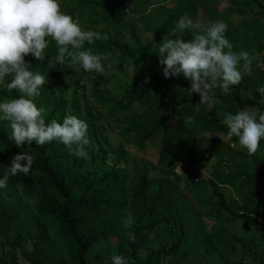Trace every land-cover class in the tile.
I'll use <instances>...</instances> for the list:
<instances>
[{"label": "rangeland", "instance_id": "rangeland-1", "mask_svg": "<svg viewBox=\"0 0 264 264\" xmlns=\"http://www.w3.org/2000/svg\"><path fill=\"white\" fill-rule=\"evenodd\" d=\"M149 1L59 0V4L61 11L70 15L82 30L98 32L101 37L107 35L106 40H117L127 44L131 50L148 47L154 53H157L159 46L153 40V33L144 32L147 37L143 42H135L133 39L134 31L141 33L145 30L141 16L148 15L155 19L160 12L159 6L149 11ZM171 1L175 2V0ZM257 1L264 8V0ZM126 4H131L132 7L127 8ZM209 5L226 15L232 24L245 23L244 25L249 27L250 30L247 34H244V37L249 38L251 34L261 35V45L264 46L262 43L264 41V9L259 8L253 0H212ZM194 22L201 23L205 27L210 23V18L202 4H198ZM192 34L195 37L200 32L192 29ZM48 40L49 44L45 49L46 59L44 61L36 60L31 54L25 57V60L31 66L33 64L38 66L35 73H40L46 77V83L39 89L40 95L34 102L38 108L42 107L46 110L44 117L53 112L52 120L55 119L61 123L66 115H74L86 122L88 125L87 136L90 140L87 147L91 157L90 160L70 154L66 146L50 153V161L57 165L64 182L70 184L71 182H81L86 178H97L112 166H122L124 170L120 175L123 188L113 196V201L118 205L119 228L123 236L127 237L134 225H151L153 230L150 236L154 237L155 240L153 248H157L162 244L169 245L171 241H174L180 234L179 223L181 221L187 237L194 242L199 241L201 243L202 240L216 232H220L222 235L236 236L243 240L242 244L230 243L226 251L217 250L213 245L205 250L203 247L189 246L184 252L166 264H264V223L257 225L236 220L221 209L207 181L212 172L218 168L220 160L226 162L225 166L221 162V171L227 173L233 170L235 173L237 171L235 159H230L229 156L231 152L234 155V151L239 150L246 157L244 166L261 175L259 179L260 187L252 190L251 193L256 201L262 198L259 208L264 211V139L261 140L257 152L248 155L246 151L240 149L239 144H231L226 137L221 139L219 137L222 136L221 134L198 137L196 139L197 149L185 156L174 170V174L169 175L158 165V153L161 146L160 135L146 141L142 150L138 149L133 143V136L123 134L121 129L123 125L118 126L116 124L114 120L116 115H108L113 102L124 100L122 105L124 106L130 99L132 104L128 109H125L122 115H139L145 111L160 113L169 111L166 97L154 94L151 91L143 94L145 84L152 82V77L144 60L141 57L124 59L122 69L119 71L121 60L119 53L112 48H105L99 51L92 50L94 54H111L108 60L102 61L105 67L103 73L85 72L83 69L77 72L75 67L79 66H69L68 61L63 66L57 65L58 68L47 70V58L57 55L55 42L51 38H48ZM106 40L98 39L95 42ZM81 50H87V48L84 47ZM225 51H228V49H225ZM246 52L252 58V64L249 72L244 73L242 71L240 85L242 87L244 85L245 88L242 96L259 102L262 97L257 89L264 86V47L260 49L258 45H254ZM179 77L185 79L183 74ZM6 78L11 79L10 77ZM97 78L102 79V83L98 86H96ZM257 80H260V82ZM80 82H82V90L79 88ZM216 89L214 87L213 90ZM254 91L258 92L256 96ZM94 92L101 94L102 98L108 102L106 107L96 105L98 111L102 112V121L86 120L83 110L77 109L71 103V99L74 97L82 104L86 102L88 106H94L92 96ZM177 93L181 96L187 94L183 88H178ZM221 93L226 95L222 89ZM10 96L6 87L0 85V102L11 100ZM60 98H62V102ZM208 110L222 119L228 109L226 105L217 100L213 102L211 107L208 106ZM247 110L255 113L257 117L264 112L256 106L248 107ZM0 126H2L0 129L11 133L9 121L0 118ZM100 132L101 135H99ZM213 140H216L218 144H214ZM224 144L228 145L226 154L217 155L216 157L209 156L212 152L220 153ZM135 164L146 170L149 180H159L162 183L176 186V196L173 197V201L181 206L179 211L176 208L156 209L152 217H148L146 212H143L138 218L133 216L132 208L137 205V198L133 194V188L137 180L133 171ZM199 173L202 174L199 178L201 182L197 186L190 184L188 178L193 177V179H196ZM2 174L3 172L0 171V178H3L4 175ZM22 175L27 179L32 178L30 174L24 175L22 173ZM246 184V180H243L244 190H247ZM218 191L224 197L225 204L231 209L238 208V210L244 212V204L252 205L246 199L247 192L244 193V202L238 200L233 186L218 187ZM73 192L77 197L79 190L75 188ZM152 192H156L154 181ZM0 207L7 209L12 216L9 224V236L0 238L1 260V258H9L12 253L9 245L12 237L25 236L27 231L32 230L35 210L33 202L23 195L22 187L14 177H8L7 187L0 188ZM129 214L133 217L134 224L130 228H124L121 219L126 218ZM250 216L257 219L253 214H250ZM170 227H173L174 231L156 242L157 233H163ZM50 232L54 234L59 243L66 242V236L60 228H52ZM23 248L29 250L30 242H25ZM19 252V250H16V254H19ZM115 254V238L99 240L92 244L89 259L94 264H106ZM19 264H25L21 258H19Z\"/></svg>", "mask_w": 264, "mask_h": 264}, {"label": "trees", "instance_id": "trees-1", "mask_svg": "<svg viewBox=\"0 0 264 264\" xmlns=\"http://www.w3.org/2000/svg\"><path fill=\"white\" fill-rule=\"evenodd\" d=\"M253 1L259 8L264 9L260 2ZM172 2L171 0H150L148 2L149 6L153 3L158 4L160 12L155 19L148 15L141 16L145 30L141 33L134 31L133 39L135 42H143L147 37L144 32H149L153 33V40L160 47L163 37L172 33L179 18L187 15L194 21L198 4H202L210 18V22L223 21L227 24L225 37L233 44L232 51L236 53L247 51L254 45H258L260 49L264 47L261 45V35L251 34L249 38L244 37V34H247L250 28L246 27L245 23L232 24L226 15L209 5L212 0H175V2ZM126 7L130 8L132 5L126 4ZM176 35H182L181 39L185 42L194 37L192 29L185 30L182 34L176 33ZM84 47L91 48L94 51L105 48L114 49L121 57L119 71L122 69L124 59L141 57L144 60L152 77V82L145 84L143 94L151 91L154 94L166 97L169 111L166 113L145 111L139 115H122L125 109L131 106L132 100L130 99L124 106H122L124 100L113 102L108 115H116L114 118L116 124L118 126L123 125L121 128L123 134L133 136V143L138 149L142 150L146 141L160 135L161 146L158 153V165L167 174L173 175L174 170L184 157L197 149L196 139L198 137L221 134L227 138L228 129L222 123L225 116L222 119L219 118V116L208 110L209 105L207 104L201 105L198 111L195 109L194 106L199 102L200 97L198 94L189 93L188 89L191 82L188 79L184 77L183 80L179 76L164 78L162 74L163 66L159 63L158 49L157 53H154L148 47L131 50L127 44L117 40H106L94 42L93 44L85 43ZM240 63L242 65L243 61ZM30 70L35 73L38 66L33 64ZM7 80L10 79L6 78ZM257 81L260 82V80ZM101 83L102 79L97 78L96 86ZM178 88H183L187 94L185 96L179 95L177 93ZM216 88V90H213L215 93L213 102L219 100L226 105L228 109L226 113L235 114L239 110H247L248 107L255 106L260 110H264V105H261L257 100L243 98L242 93L245 92V88L240 83L237 86H232L230 92L226 95L221 93L220 87ZM254 93H256L255 96L258 94L257 91H254ZM10 95V99H14L18 98L20 94L14 90ZM92 96L94 106H88L86 102L82 104L74 97L71 99L72 106L83 110L86 120L102 121V112L98 111L96 105L106 107L108 102L97 92H94ZM82 97L84 98V95ZM60 101L62 102V98H60ZM53 116L54 114L51 112L44 117L46 124L51 122ZM185 117H191L192 123L186 124ZM10 134L0 129V171L4 175V167L10 166L12 157L16 154L28 153L33 157L29 173L32 178L27 179L22 173H17L14 176L9 175L8 177H14L21 185L23 195L33 202L35 214L32 230L27 231L25 236L12 237L9 242L12 253L9 258H1L0 264H19V258L25 264H94L89 259L92 244L110 238L116 239L115 255L123 256L128 264H166L193 245L198 248L203 247L204 250L213 245L217 250L226 251L230 243H243V240L239 237L222 235L220 232L209 235L201 243L199 241L194 242L187 237L182 221L179 223L180 234L169 245L162 244L157 248H153L155 240L154 237L150 236L153 227L141 224H136L132 228L130 233L134 234L135 242H130L128 236H123L119 228L118 205L113 201V196L123 188L120 175L124 170L122 166H112L97 178H86L81 182L68 184L60 176L57 165L50 161V153L64 148V144L59 141H52L39 146L33 142L31 145L25 144L18 147L9 139ZM99 135H101V132ZM213 141L214 144H218L216 140ZM229 142L238 144L236 137L229 139ZM227 149L228 145L224 144L220 153L212 152L209 156L216 157L217 155L226 154ZM234 153L233 155V152H231L229 157L235 159L237 169L235 173L233 170L227 173L221 171L222 160H220L218 168L206 180L211 186L212 194L221 209L236 220L261 225V223H264V211L259 208L262 198L256 201L251 193L252 190L260 187L259 179L261 175L244 166L246 157L239 150L234 151ZM22 164H26V161H22ZM222 165L225 166L226 162H222ZM133 171L137 178L133 188V194L137 198V205L132 208L133 216L138 218L143 212H146L148 217H152L156 209L176 208L178 211L181 209V206L173 201V197L176 196V186L162 183L159 180H149L146 170L139 168L136 164ZM201 175L200 173L197 174L198 180L189 177L190 184L197 186L201 182L199 180ZM243 180H246L247 190H244ZM153 181L156 183L155 193L152 192ZM229 186L235 188L237 199L243 202L245 201L244 193H248L246 199L252 205H243L244 214H240L238 208L231 209L227 206L224 197L219 193L218 187ZM75 188L79 190L77 197L73 192ZM250 214L255 215L257 219L251 218ZM11 219L12 216L9 211L0 207V238L9 236ZM55 227L63 231L66 236L65 243H59L54 234L50 232V229ZM172 231H174V228L170 227L163 233H157L156 242L161 240L162 237L170 235ZM25 242H30L29 250L23 248ZM16 250L20 251L19 254H16ZM106 264H112V260Z\"/></svg>", "mask_w": 264, "mask_h": 264}, {"label": "clouds", "instance_id": "clouds-1", "mask_svg": "<svg viewBox=\"0 0 264 264\" xmlns=\"http://www.w3.org/2000/svg\"><path fill=\"white\" fill-rule=\"evenodd\" d=\"M158 6L153 3L148 10ZM227 27L223 21L210 22L205 27L185 15L160 43L159 63L163 66L164 78L183 74L191 82L189 93L200 97L194 106L197 111L201 105L212 106L214 87H220L227 94L232 86L241 82V68L244 73L250 71L252 58L246 51H232L233 45L225 37ZM188 29H196L200 34L188 42L181 39L182 35H176ZM48 38L55 42L57 55L47 58V70L63 66L68 61L69 66H79L75 67L77 72L81 69L96 73L105 71L102 61L108 60L110 53L94 54L91 48L81 49L85 43L106 40L107 35L101 37L98 32L82 30L70 15L61 11L59 0H0V85L9 93L15 90L20 94L18 98L0 102V118L10 122L9 139L18 147L33 142L43 146L59 141L70 154L90 160L86 122L74 115H66L62 123L53 119L46 124V110L38 108L34 102L40 95L39 89L46 83V77L30 70L31 65L25 57L31 54L36 60L44 61ZM6 77L11 79L6 81ZM257 91L262 97L259 103L264 105V86ZM185 123L191 124L192 118L185 117ZM222 123L228 129L227 138L236 137L241 150L248 155L257 152L264 139V112L258 117L248 110H239L235 114L229 112ZM219 137L223 139V136ZM32 163L33 157L28 153L14 155L10 166L4 167L0 188L7 187L9 174L29 175ZM121 223L124 228H130L134 219L129 214L121 219ZM127 236L130 242H135L134 234L128 233ZM111 260L112 264H128L120 255H113Z\"/></svg>", "mask_w": 264, "mask_h": 264}, {"label": "built area", "instance_id": "built-area-1", "mask_svg": "<svg viewBox=\"0 0 264 264\" xmlns=\"http://www.w3.org/2000/svg\"><path fill=\"white\" fill-rule=\"evenodd\" d=\"M262 43L264 44V41ZM79 87H80V90H81L82 83L79 84ZM194 180H198L197 176H196V179H194ZM240 214H244V212L240 211Z\"/></svg>", "mask_w": 264, "mask_h": 264}]
</instances>
